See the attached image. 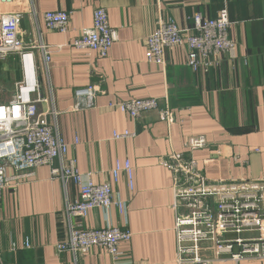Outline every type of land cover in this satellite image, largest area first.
I'll list each match as a JSON object with an SVG mask.
<instances>
[{"label":"crops","instance_id":"0c3cea01","mask_svg":"<svg viewBox=\"0 0 264 264\" xmlns=\"http://www.w3.org/2000/svg\"><path fill=\"white\" fill-rule=\"evenodd\" d=\"M97 9L106 11L110 28L117 32L102 59L71 47L83 29L92 27ZM222 9L231 23L235 60L223 56L207 73H193L186 67L183 47L165 52L164 67L146 61V39L159 20L172 19L180 29H190L193 14L215 19ZM9 11L23 13L19 32L24 46L31 48L40 39L49 47H61L52 55L47 77L41 72L40 79L43 96L58 113L67 159H75L78 172L91 175L95 184L110 183L113 199L126 207L124 218L115 208L97 209L85 219H71L72 225L86 230L117 227L132 237L120 244L117 261L101 248L86 255L58 253L56 245L69 233L65 201H77L78 190L69 184L65 193L48 168H39L2 193L0 264H178L174 219L185 211L174 209L173 175L160 162L172 153L189 156L185 142L190 137L206 140V148L192 157L208 180L264 178V0H15ZM53 11L69 15L65 35L45 29L43 15ZM90 85L98 89L93 106L73 111L75 91ZM145 99L167 106L173 124L160 121L154 111L133 120L109 107ZM50 108L49 103L38 105L39 112ZM115 132L135 137L115 141ZM126 161L133 174L131 188L124 173L117 183L112 181L115 165ZM203 248H208L205 257L216 259L209 245ZM220 260L212 264H235Z\"/></svg>","mask_w":264,"mask_h":264},{"label":"built area","instance_id":"2783aa9c","mask_svg":"<svg viewBox=\"0 0 264 264\" xmlns=\"http://www.w3.org/2000/svg\"><path fill=\"white\" fill-rule=\"evenodd\" d=\"M14 1L0 0V64L14 56L21 69V80L15 84L12 99L0 103V203L3 191L11 182L26 181L33 171L46 167L51 179L61 182L65 193L69 184L78 190L77 201H65L69 233L66 241L56 245V251L75 256L101 248L117 261L121 257L120 244L131 240L128 230L117 227L86 230L71 223V219H85L90 211L97 209L106 212L115 208L124 218L126 207L123 202L113 199L110 183L95 184L91 175L78 172L75 159H67L68 145L57 129L58 113L53 109L51 99L43 96L40 79L41 72L47 77L52 55L61 47H49L40 39L31 48L24 46L19 32L23 13L9 11ZM43 22L50 32L65 35L69 30V15L64 11L45 13ZM192 22V28L180 29L172 19L159 20L146 39V61L164 67L165 52L184 47L187 50L186 67L193 73H207L220 65L223 56L231 61L236 59L237 47L229 39L231 23L226 9L220 10L215 19L195 13ZM116 40L117 32L110 28L106 11L97 9L93 13L92 27L83 29L71 47L94 53L102 59L107 57ZM37 55L40 62H37ZM28 58L30 67L26 69L24 61ZM48 92L51 93L50 87ZM97 93L98 89L93 85L76 90L73 111L90 109ZM43 103L51 105L44 113L38 111V105ZM109 107L133 120L154 111L160 121L168 125L174 122L171 110L167 106L160 108L157 99L130 100ZM134 137L128 132L112 135L115 141ZM205 148L203 137H190L185 142L189 156L172 153L160 162L173 175L174 209L178 207L185 211L174 219L177 263L212 264L214 260L227 259L237 264L264 260V178L208 180L192 157ZM8 172L14 176L9 177ZM121 173L126 175L131 188L133 174L129 162L115 165L111 173L114 184ZM203 245L210 246L216 259L204 256L208 248ZM23 248H29L27 242ZM11 250L16 251L15 245Z\"/></svg>","mask_w":264,"mask_h":264},{"label":"rangeland","instance_id":"374dc122","mask_svg":"<svg viewBox=\"0 0 264 264\" xmlns=\"http://www.w3.org/2000/svg\"><path fill=\"white\" fill-rule=\"evenodd\" d=\"M15 61H13V58ZM0 72V103H7L12 99L15 84L21 80L20 63L16 57L10 56L8 60L1 63Z\"/></svg>","mask_w":264,"mask_h":264},{"label":"bare ground","instance_id":"6f19581e","mask_svg":"<svg viewBox=\"0 0 264 264\" xmlns=\"http://www.w3.org/2000/svg\"><path fill=\"white\" fill-rule=\"evenodd\" d=\"M25 67H26V69L28 68V67H30V60H29V58L28 59H25Z\"/></svg>","mask_w":264,"mask_h":264}]
</instances>
